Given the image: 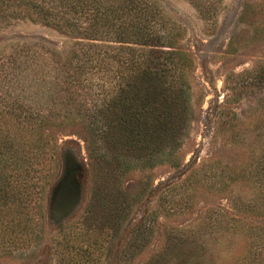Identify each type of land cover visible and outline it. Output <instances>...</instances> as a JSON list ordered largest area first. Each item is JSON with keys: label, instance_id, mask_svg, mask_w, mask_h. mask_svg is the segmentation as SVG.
I'll use <instances>...</instances> for the list:
<instances>
[{"label": "trees", "instance_id": "trees-1", "mask_svg": "<svg viewBox=\"0 0 264 264\" xmlns=\"http://www.w3.org/2000/svg\"><path fill=\"white\" fill-rule=\"evenodd\" d=\"M188 1L211 23L222 2ZM16 18L74 43L64 54L16 51L8 72L0 66V256L34 251L50 188L88 176V199L58 226L56 241L69 264H88L129 219L135 197L123 191L124 174L169 161L188 132L192 60L155 0H0V20ZM232 75L242 78L232 88L248 87L264 80V63ZM72 123L85 133L87 170L49 134ZM142 228L135 224L124 257L142 245ZM155 256L148 264H159Z\"/></svg>", "mask_w": 264, "mask_h": 264}, {"label": "rangeland", "instance_id": "rangeland-1", "mask_svg": "<svg viewBox=\"0 0 264 264\" xmlns=\"http://www.w3.org/2000/svg\"><path fill=\"white\" fill-rule=\"evenodd\" d=\"M155 1L176 29L174 45L192 60L189 129L169 161L124 174L123 191L135 197L129 219L88 264H148L160 254L159 264H264V80L232 88L242 80L232 74L264 63V0H222L213 23L188 0ZM73 43L26 18L0 20L5 73L16 51L44 46L64 54ZM49 134L87 170L79 124ZM89 192L88 176L72 188L57 182L47 194L39 246L28 255H2L0 264H69L65 249H56L57 229L83 208ZM245 202L258 211L241 210ZM137 222L142 245L124 257Z\"/></svg>", "mask_w": 264, "mask_h": 264}]
</instances>
